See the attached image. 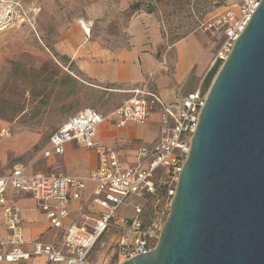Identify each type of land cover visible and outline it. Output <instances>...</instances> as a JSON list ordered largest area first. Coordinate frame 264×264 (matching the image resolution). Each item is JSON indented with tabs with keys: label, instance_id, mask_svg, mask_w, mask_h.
Listing matches in <instances>:
<instances>
[{
	"label": "built area",
	"instance_id": "2783aa9c",
	"mask_svg": "<svg viewBox=\"0 0 264 264\" xmlns=\"http://www.w3.org/2000/svg\"><path fill=\"white\" fill-rule=\"evenodd\" d=\"M261 1L242 0L241 5L226 9L208 24L211 28L223 29L226 37L212 67L223 64L228 58ZM15 7L13 0H0V32L13 24L17 15ZM80 24L86 31L85 25H89L84 21ZM206 98L207 93L198 88L180 95L175 102L167 103L144 85L133 90L131 96L108 117L88 108L62 123L50 135L51 147L44 157L62 155L69 143L97 153L98 167L88 179L97 184L93 203L101 210V216L94 223H72L63 229V221L69 215L70 200L82 197L83 179L59 172L28 175L24 169H14L0 176V206L3 207L4 225L8 232L7 237L0 240V264L27 262L37 256L46 257L48 264H87L93 248L110 228L120 231V263L153 252L169 215L182 166L190 154ZM154 111L159 116L158 139L153 145L141 148L136 163L123 169L118 153L95 140L97 128L106 121L113 122L118 128L130 123L144 124ZM10 136L9 129H1V138ZM9 189L32 194L46 213L50 225L63 230L55 245L32 241V250L25 249L21 210L7 204L6 192ZM121 207H131L132 216H120Z\"/></svg>",
	"mask_w": 264,
	"mask_h": 264
},
{
	"label": "rangeland",
	"instance_id": "374dc122",
	"mask_svg": "<svg viewBox=\"0 0 264 264\" xmlns=\"http://www.w3.org/2000/svg\"><path fill=\"white\" fill-rule=\"evenodd\" d=\"M13 1L17 15L11 27L0 32V131L7 128L11 132L9 138L0 137V145L9 141L19 143L22 149L0 155L1 164L7 170L21 164L33 171L60 173L72 167L62 162L69 153L55 160H44L41 154L50 135L68 118V106L87 99L90 107L108 117L128 97L125 92L86 90L85 85L81 90L80 83L71 78L69 72L76 71L75 67L52 50L71 22L78 21L83 32L80 22L90 23L88 40L109 48H128L139 38L145 40L148 50H156L159 43L160 56L173 52L179 41L197 37L207 51L217 55L226 42L225 31L208 24L226 9L242 4V0ZM213 60L204 75L189 80L187 91L204 89L206 77L215 67ZM218 65L220 69L222 63ZM84 154L75 148L69 155V161L81 166L80 174L91 163V157ZM26 199L27 205L33 206V201ZM31 215L36 223L44 222L40 214ZM116 249L117 230L110 228L93 248L87 264H116Z\"/></svg>",
	"mask_w": 264,
	"mask_h": 264
},
{
	"label": "water",
	"instance_id": "95a60500",
	"mask_svg": "<svg viewBox=\"0 0 264 264\" xmlns=\"http://www.w3.org/2000/svg\"><path fill=\"white\" fill-rule=\"evenodd\" d=\"M120 264H264V0L208 90L157 248Z\"/></svg>",
	"mask_w": 264,
	"mask_h": 264
},
{
	"label": "crops",
	"instance_id": "0c3cea01",
	"mask_svg": "<svg viewBox=\"0 0 264 264\" xmlns=\"http://www.w3.org/2000/svg\"><path fill=\"white\" fill-rule=\"evenodd\" d=\"M84 32L86 31L84 30ZM84 32L79 28L78 21L75 20L71 22L70 29L63 33L61 41L52 46L53 51L65 58L68 66L75 67L76 71L69 73L74 81L80 83L81 90L82 86L85 85L86 90L91 87V89L109 93L125 92L130 97L133 90L145 85L150 91L159 94L164 102H175L180 95L194 90L187 91V83L192 77L199 78L204 75L210 62L216 56V51H207L199 41L200 38L197 37L185 38L173 46V52L159 56L157 49L159 43L154 46L156 50L153 48L148 50L145 40L135 38L128 48H109L99 42L89 41L90 33ZM88 108L94 109L88 105L87 99L75 102L66 109L65 114L68 116L66 120ZM159 128V116L154 111L144 124L130 123L124 128H118L113 122L106 121L97 128L95 140L108 148L114 149L119 155L122 168L127 169L136 163L138 151L141 148L149 147L156 142L159 136ZM50 147L49 141L46 149L41 154L44 160H55L66 156L68 153L70 155V151L75 148H81L82 152L85 153L84 157H86V154L89 158L91 157V163L83 171V174H80V171H82L80 165L77 166L69 161V155L68 159H62V162L65 160L68 167H72L68 168L67 172L61 173L66 176L82 178L84 181L82 197L79 200L71 199L69 202V215L63 221V229H67L72 223L80 225L96 222L102 212L93 203V195L97 184L90 181L88 176L98 167L99 158L97 153L76 143H69L65 146L62 155H52L46 158L44 154ZM13 148L20 150L22 145L20 146L19 143L14 145V143L5 141L0 145V155L5 157L9 149ZM17 168L24 169L28 175L54 173L33 171L21 164L7 170L1 164L0 157V176L7 175ZM86 175L87 177H85ZM26 197L33 201V206L27 205L28 199ZM6 201L7 204L17 206L21 210L23 236L27 251L32 250L30 244L32 241H40L45 245H55L58 242L63 230L50 225L46 213L39 207L32 194L9 189L6 192ZM33 212L40 214L44 218V222L39 221L36 223L31 215ZM118 213L122 217H129L132 216L133 210L131 207H121ZM108 232L109 229L101 236L99 241ZM7 235L3 207L0 206V240L5 239ZM119 238L120 231L117 230L116 264L120 263L118 255ZM16 264H48V260L46 257L37 256L27 262Z\"/></svg>",
	"mask_w": 264,
	"mask_h": 264
},
{
	"label": "trees",
	"instance_id": "16d2710c",
	"mask_svg": "<svg viewBox=\"0 0 264 264\" xmlns=\"http://www.w3.org/2000/svg\"><path fill=\"white\" fill-rule=\"evenodd\" d=\"M218 69H219V65L216 64L215 67L207 75L206 80H205V86H204V89H203L204 92H206V90L208 88H210V86L212 84V81H213V79L215 78V76H216V74L218 72Z\"/></svg>",
	"mask_w": 264,
	"mask_h": 264
},
{
	"label": "bare ground",
	"instance_id": "6f19581e",
	"mask_svg": "<svg viewBox=\"0 0 264 264\" xmlns=\"http://www.w3.org/2000/svg\"><path fill=\"white\" fill-rule=\"evenodd\" d=\"M88 24H90V23H88ZM85 28H86V32L85 33H90V28L87 25H85Z\"/></svg>",
	"mask_w": 264,
	"mask_h": 264
}]
</instances>
